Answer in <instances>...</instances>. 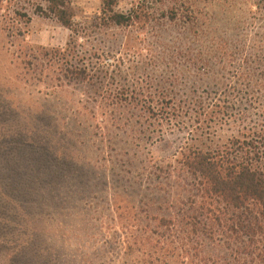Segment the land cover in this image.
I'll use <instances>...</instances> for the list:
<instances>
[{
	"label": "rangeland",
	"instance_id": "374dc122",
	"mask_svg": "<svg viewBox=\"0 0 264 264\" xmlns=\"http://www.w3.org/2000/svg\"><path fill=\"white\" fill-rule=\"evenodd\" d=\"M72 1L81 32L74 63L88 72L85 82L24 56L64 51L68 29L30 10L19 16L22 0L0 13V264H138L126 256L149 251L146 239L172 259V240L156 220L175 215L190 197L178 173L169 176L180 153L223 147L245 126L264 125V94L251 103L256 98L235 89L232 78L239 68H257V56L264 63V2L174 0L177 18L156 13L135 26L144 31L137 36L106 28L101 0ZM143 2L154 7L156 0H118V9ZM124 35H135L129 52L120 48ZM224 43L232 63L212 54ZM116 65L117 83L173 93L182 117L154 122L148 103L112 99L106 71ZM219 87L228 116L196 129L192 101ZM54 173L60 176L48 182ZM136 239L143 244L133 246ZM16 252L24 259L3 260Z\"/></svg>",
	"mask_w": 264,
	"mask_h": 264
},
{
	"label": "trees",
	"instance_id": "16d2710c",
	"mask_svg": "<svg viewBox=\"0 0 264 264\" xmlns=\"http://www.w3.org/2000/svg\"><path fill=\"white\" fill-rule=\"evenodd\" d=\"M223 1L226 3L234 0ZM12 2L13 0H0V13L3 10L8 11L6 4ZM22 2L24 7H21V10L25 12L18 11L19 16L28 17L27 11L30 10L35 15L56 22L71 33L64 51L43 49L33 54L27 53L24 55L28 58L26 62H52L51 66L56 67L65 79L87 81L88 72L79 70L74 63L78 60L77 48L81 32L74 21L73 1ZM146 3H139L128 11H119L118 0H101L100 19L106 28L129 29V32H136L139 36L144 31L135 28L137 24L156 18V13H161L164 18H169L168 14L173 13V18H177L181 11V6L178 7L177 1L174 0H156L154 7H149ZM256 6L261 4L257 3ZM190 33L196 35L195 32ZM127 36L129 35L122 38L123 44L120 48L129 52L131 45L135 43V35H131V40ZM212 54L225 58L229 63L233 62L235 57L226 44L219 45ZM202 56L198 55L197 61L205 63ZM110 58L114 59L116 56L110 55L108 59ZM256 58L257 68L252 71L239 68L235 75H232L235 89H243L249 96L256 98L251 103H255L264 94V63L261 55ZM119 67L116 65L114 70L106 71L109 76H106L110 87L108 92L112 99L121 103H148L149 107L145 108V113L154 122L165 120L172 123L182 117L178 113L184 109L180 108L182 105L175 106L173 93L158 89L152 94L141 83L133 87L117 83V77L120 76ZM225 90L219 87L205 99L192 101L191 110L195 113L193 121L196 129L200 124H210L228 116ZM243 129L245 132L242 135L232 137L223 147L213 149V146H210L206 150L190 148L180 153L182 158L178 162L179 169L175 168L169 176L173 177L174 172H177L178 179L182 178V191L190 197L185 208L178 209L175 215L156 220L158 227L164 228L172 240V259H167L162 251H157V245L152 246L154 239H146L145 246L149 251H130V255L126 256L130 261H136L138 264H264V125L245 126ZM59 176V173H54L46 179L52 182ZM43 178H40L41 182ZM39 186L40 184H37L34 191L40 192ZM50 191L51 198L58 193ZM143 242V239H136L132 245ZM138 254L142 255L143 259H140ZM21 259H24L23 253L16 252L3 260H14L17 263ZM32 262L33 260H29V264Z\"/></svg>",
	"mask_w": 264,
	"mask_h": 264
}]
</instances>
